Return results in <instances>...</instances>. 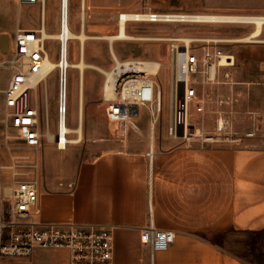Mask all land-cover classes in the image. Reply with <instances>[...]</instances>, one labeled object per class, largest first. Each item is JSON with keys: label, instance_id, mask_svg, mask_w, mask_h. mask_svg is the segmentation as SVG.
<instances>
[{"label": "crops", "instance_id": "obj_1", "mask_svg": "<svg viewBox=\"0 0 264 264\" xmlns=\"http://www.w3.org/2000/svg\"><path fill=\"white\" fill-rule=\"evenodd\" d=\"M32 26L17 18L14 34ZM0 33L13 43L9 29L0 27ZM160 67L148 77L160 90V110L151 115L146 108V121H133L135 129L128 128L124 139H112L119 147L80 162L65 183L41 170L35 221L111 225L112 264H264V147L210 148L170 135L171 79L168 112L161 118L163 93L153 78ZM149 224L174 233L166 250L151 252L140 240ZM0 264H68V252L35 249L28 258H1Z\"/></svg>", "mask_w": 264, "mask_h": 264}, {"label": "rangeland", "instance_id": "obj_2", "mask_svg": "<svg viewBox=\"0 0 264 264\" xmlns=\"http://www.w3.org/2000/svg\"><path fill=\"white\" fill-rule=\"evenodd\" d=\"M80 1L68 0V27L77 33L80 29ZM90 6L91 16L84 21V30L91 35L114 34L117 32L116 15L122 12L130 13H159V14H237L258 15L264 11V0H83ZM0 0V27L10 31L11 40L14 37L13 26L17 18L22 23H33L32 29H40V3L24 4L18 8L15 5ZM46 8L45 31L58 32L60 19V0H44ZM263 16V15H262ZM253 24L230 22H147L131 21L126 23V32L130 35L141 36L145 39L115 40L113 50L120 60L146 59L157 60L161 63L159 73L153 77L160 85L163 93L161 118L168 112L169 107V69L168 41L157 38L186 37L213 38L221 40L220 49L225 54L233 55V66L224 68L220 74L228 72L229 79L236 82L234 91L226 89L227 85H219L224 98H230V103L219 107L212 97L204 95L203 111H194V101L190 102L189 122L194 135L185 143L207 146L210 148H241L264 147V42L227 41L247 36ZM264 40V31L259 36ZM200 43H192L197 47ZM79 41L71 40L68 44V61H76L79 54ZM44 48L52 61L58 59V41L46 39ZM84 60L103 69H110L114 64L112 53L106 39H87L83 46ZM12 53L0 54V90H2L10 76L9 61ZM84 104H83V132L82 140L78 144H67L64 150L56 149L54 143H45L39 154L40 168L46 176H53L65 183V179L72 177L80 162L92 159L102 152L116 149L119 141L112 139L111 124L105 115L108 100L103 97V82L105 75L94 68L84 70ZM56 85L57 71L48 74L45 81L37 86V90H30V100L36 98L40 109V127L46 130V114L50 133L56 132ZM197 87V86H196ZM222 87V88H221ZM45 89L47 98L45 99ZM215 93V91H214ZM34 96V97H33ZM3 94L0 92V151L2 162H7V151L3 138ZM67 118L66 125L74 128L78 121V69L69 68L67 74ZM223 110L226 112H217ZM223 116L228 122L225 132L216 131V121ZM148 110L141 106L133 121H146ZM139 123V122H138ZM254 132L252 137L247 132ZM10 145H17L14 132H9ZM68 134L67 137H74ZM17 154V152H16ZM18 155H28V151ZM31 162L32 156H28ZM60 170V171H59ZM68 173V174H63ZM71 183V182H68ZM67 183V184H68ZM248 256V254H246ZM245 255V256H246Z\"/></svg>", "mask_w": 264, "mask_h": 264}, {"label": "built area", "instance_id": "obj_3", "mask_svg": "<svg viewBox=\"0 0 264 264\" xmlns=\"http://www.w3.org/2000/svg\"><path fill=\"white\" fill-rule=\"evenodd\" d=\"M20 4H44V0H18ZM90 6L85 1L80 3V21L83 25L91 16ZM69 13V8H68ZM62 14V9H61ZM147 22H192L184 15L145 13ZM80 25V26H81ZM264 25V23H263ZM60 29V28H59ZM80 30V29H79ZM43 26L40 29H17L11 49L9 61L11 70L3 94L4 112L1 119L3 138L7 151V162H2L0 151V259L28 258L35 249L64 248L68 252V264H112L113 235L111 225H77V224H43L35 221L40 186V150L45 143H54L56 149L64 150L72 144L67 137L75 134L66 125L67 118V74L69 67L60 64L57 71L56 85V132L50 133L46 114V130L40 127V109L36 98L30 100V90H37L29 85L31 72H39L42 59L48 55L44 48ZM167 40L169 69L171 72V100L168 132L183 139L190 140L194 130L189 122V104L194 101V111H203V96H214L213 101L219 107L228 105L230 98H224L219 85H227L226 89L234 91L236 82L229 79L228 72L220 74L222 69L233 66V55L225 54L219 47L221 40L213 38H193L185 41L183 37L157 38ZM58 41V59H68V44L72 38H61ZM199 42L197 47L192 43ZM224 64H220L222 58ZM230 57V58H228ZM57 59V60H58ZM59 62V63H60ZM212 66V67H211ZM159 68V67H158ZM158 70V69H157ZM153 72L132 73L116 85L114 97L105 106L107 120L113 124V136L124 139L128 128L135 129L133 118L141 106L148 108L152 115L153 109L160 110V90L157 84L148 77ZM44 80L39 82L42 83ZM38 84V85H39ZM37 85V86H38ZM156 92H153V86ZM201 91H197V87ZM208 89V91H207ZM207 92H206V91ZM215 91V93H214ZM45 89V99L47 98ZM34 97V96H33ZM217 112H226L218 110ZM78 123V122H77ZM228 122L223 116L216 121V131L225 132ZM14 132L18 141L13 146L9 143V132ZM50 133L51 138L46 134ZM254 132H247L252 137ZM65 138H67L65 140ZM28 151V155H18ZM17 152V154H16ZM28 156L33 158L28 160ZM72 186V183H68ZM140 240L148 244L151 252L166 250L174 240V233L156 229L152 224L141 228Z\"/></svg>", "mask_w": 264, "mask_h": 264}, {"label": "bare ground", "instance_id": "obj_4", "mask_svg": "<svg viewBox=\"0 0 264 264\" xmlns=\"http://www.w3.org/2000/svg\"><path fill=\"white\" fill-rule=\"evenodd\" d=\"M83 0L80 1V3ZM62 9V14H61ZM60 19H59V31L55 34L47 33L43 29V38L58 39L61 38L63 43L66 38H72L73 41L76 39L79 41V54L76 61L69 62L68 59L62 57L61 62L59 59L57 61H52L48 55H46L41 63V69L39 72H31L28 77L29 85L32 88H36L41 80L46 79L49 73H51L55 67L59 64L64 67L78 69V91H79V101H78V125L74 128L69 129V131L76 133L74 137L69 138L72 144H78L82 140V111H83V101H82V90H83V77L85 68H94L102 72L105 75L103 82V97L106 100H110L114 97L116 91V85L119 81L123 80L125 77L132 73H143V72H157L160 62L157 60H146V59H129L120 60L114 53L113 42L115 40H129V39H145L141 36L130 35L126 32L127 20H143L147 18V14L143 13H130L122 12L116 15L117 18V32L114 34L105 35H91L85 32L84 25L80 26V30L75 33L69 29L68 25V0H60ZM158 16H163L159 14ZM175 19L176 14L168 15ZM184 17L192 22H230V23H249L253 24L254 28L245 37L236 40L227 41H243V42H264V40L259 39L262 32V26L264 23V15H237V14H187ZM99 38L106 39L109 44L110 52L112 53L113 59L115 61L114 65L110 69H103L95 64L87 63L84 60L83 46L87 39ZM185 41L195 40L193 38L184 37ZM230 58V57H228ZM224 57L222 58L221 65L224 64ZM60 62V63H59ZM212 67V66H211ZM55 71V70H54ZM51 138L50 133L46 134ZM67 138H65L66 140Z\"/></svg>", "mask_w": 264, "mask_h": 264}, {"label": "water", "instance_id": "obj_5", "mask_svg": "<svg viewBox=\"0 0 264 264\" xmlns=\"http://www.w3.org/2000/svg\"><path fill=\"white\" fill-rule=\"evenodd\" d=\"M11 49L9 36L6 33H0V54L9 52Z\"/></svg>", "mask_w": 264, "mask_h": 264}]
</instances>
